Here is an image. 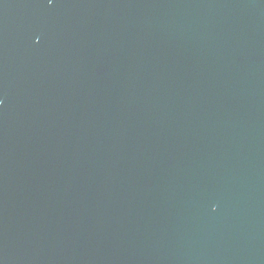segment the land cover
<instances>
[{
  "label": "water",
  "instance_id": "water-1",
  "mask_svg": "<svg viewBox=\"0 0 264 264\" xmlns=\"http://www.w3.org/2000/svg\"><path fill=\"white\" fill-rule=\"evenodd\" d=\"M0 264H264V0H0Z\"/></svg>",
  "mask_w": 264,
  "mask_h": 264
}]
</instances>
